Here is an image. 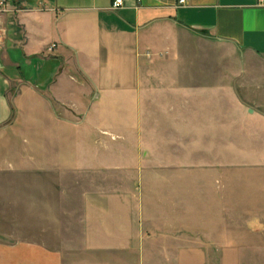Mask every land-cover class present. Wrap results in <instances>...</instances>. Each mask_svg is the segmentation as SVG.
I'll return each instance as SVG.
<instances>
[{
    "label": "crops",
    "instance_id": "crops-1",
    "mask_svg": "<svg viewBox=\"0 0 264 264\" xmlns=\"http://www.w3.org/2000/svg\"><path fill=\"white\" fill-rule=\"evenodd\" d=\"M113 1L0 0V264H231L224 193L200 211L196 192L104 191L119 177L101 167L138 135L164 150L236 129L239 162H264V97L232 114L229 84L201 99L167 56L191 36L264 69V0Z\"/></svg>",
    "mask_w": 264,
    "mask_h": 264
},
{
    "label": "rangeland",
    "instance_id": "rangeland-1",
    "mask_svg": "<svg viewBox=\"0 0 264 264\" xmlns=\"http://www.w3.org/2000/svg\"><path fill=\"white\" fill-rule=\"evenodd\" d=\"M167 56L176 61L178 76L184 85L197 81L201 99L207 98L214 89L221 92L223 83L229 84L232 114L249 108L254 110L253 100L256 102L264 97L261 93L264 69L258 66L253 70L259 60L232 46L185 36L181 47ZM240 97L247 102L245 107L237 103ZM205 106V103L200 104L199 110L204 112ZM218 107L222 109L221 103ZM233 122L237 124L240 120ZM233 122L232 127H239V124L233 126ZM233 131L238 130H232L225 138L222 134H183L182 141L172 139L174 143L165 145L164 150H147L139 142L141 135L135 136L126 147L118 150L117 156L124 162H104L109 165L101 167L104 180L112 174L119 177L117 184L104 181L103 190L110 191L117 185L120 191L196 192L200 211L206 207L208 194L224 193L229 210L225 219L229 222L232 239L231 247L224 250H230L231 264H260L255 260L264 254V245L255 246L254 243L264 242V162H239L242 158H253L254 150L246 153L244 145L240 144L244 136ZM221 159L228 162H212ZM240 242L245 245L240 246ZM101 255L109 263V253Z\"/></svg>",
    "mask_w": 264,
    "mask_h": 264
},
{
    "label": "built area",
    "instance_id": "built-area-1",
    "mask_svg": "<svg viewBox=\"0 0 264 264\" xmlns=\"http://www.w3.org/2000/svg\"><path fill=\"white\" fill-rule=\"evenodd\" d=\"M187 0H179L180 4H185ZM124 6V0H114L113 1V8L120 9Z\"/></svg>",
    "mask_w": 264,
    "mask_h": 264
}]
</instances>
